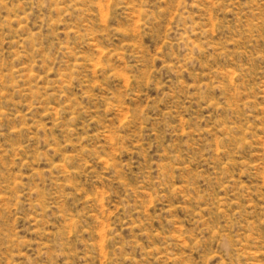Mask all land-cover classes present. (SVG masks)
I'll list each match as a JSON object with an SVG mask.
<instances>
[{
  "label": "rangeland",
  "instance_id": "rangeland-1",
  "mask_svg": "<svg viewBox=\"0 0 264 264\" xmlns=\"http://www.w3.org/2000/svg\"><path fill=\"white\" fill-rule=\"evenodd\" d=\"M0 264H264V0H0Z\"/></svg>",
  "mask_w": 264,
  "mask_h": 264
}]
</instances>
